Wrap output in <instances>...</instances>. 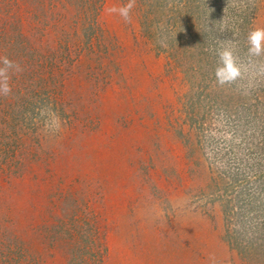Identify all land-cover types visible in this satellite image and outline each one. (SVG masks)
I'll list each match as a JSON object with an SVG mask.
<instances>
[{
    "label": "rangeland",
    "instance_id": "374dc122",
    "mask_svg": "<svg viewBox=\"0 0 264 264\" xmlns=\"http://www.w3.org/2000/svg\"><path fill=\"white\" fill-rule=\"evenodd\" d=\"M128 2L16 0L0 22L33 94L0 111V264H264V0L108 11ZM228 40L247 72L220 86Z\"/></svg>",
    "mask_w": 264,
    "mask_h": 264
},
{
    "label": "clouds",
    "instance_id": "9594fccd",
    "mask_svg": "<svg viewBox=\"0 0 264 264\" xmlns=\"http://www.w3.org/2000/svg\"><path fill=\"white\" fill-rule=\"evenodd\" d=\"M236 0H233L235 6ZM135 6V0L129 2L119 8L112 7L109 12H118L125 21H130V13ZM213 9L209 8V13ZM221 31L224 27H221ZM238 42L233 40L223 41L216 48L217 65L214 70L216 83L220 86L232 85L238 80L244 78L247 72V66L243 64L238 55ZM247 56L253 57L264 56V27H254L247 34ZM20 65L9 59L7 56L0 57V96L7 97L12 92L11 73L21 72ZM261 72L264 73V65H261Z\"/></svg>",
    "mask_w": 264,
    "mask_h": 264
},
{
    "label": "trees",
    "instance_id": "16d2710c",
    "mask_svg": "<svg viewBox=\"0 0 264 264\" xmlns=\"http://www.w3.org/2000/svg\"><path fill=\"white\" fill-rule=\"evenodd\" d=\"M2 1L0 0V22L4 23L6 22L7 25L12 26V17H15L14 13L12 14V12L10 11L11 8H13L11 5L13 2H15L16 0H7L6 5L2 6ZM23 2H25V0H21ZM41 5V4H40ZM40 5H37V7H41ZM27 8H29L28 6H26ZM36 7V8H37ZM24 8V12L22 13V16L26 15V17L24 19L29 18L30 15L34 14L35 12H33L34 10H30L27 9L25 7ZM36 11V10H35ZM37 13V12H36ZM18 15V14H17ZM28 16V17H27ZM33 17V16H32ZM21 17L18 15L17 19H20ZM37 20H39L36 24L38 25V23L40 22V18H37ZM21 30L23 28V26H20ZM28 30L27 34H23L21 36V41L20 43L25 45V51L23 52V55L25 56L26 53L28 52V47L31 46V40L33 38H35V32H34V28L31 26H27L26 28ZM24 31V30H22ZM20 30L16 33V37H14V39H16L17 37H20ZM6 38L3 37V43H0V57L3 56H7L10 59V50H9V43L10 41L7 40L6 43ZM8 46H7V45ZM13 60V59H11ZM27 61V59H26ZM16 62V61H15ZM19 64V63H18ZM27 65L24 63V66H21V69L24 71V75L22 76H18L17 73L13 72L11 73V86H12V92L9 96L4 97V96H0V111L3 112L5 108L9 107V106H15L18 105L20 106L21 104H23V97H27V95L32 94V92H30L29 89H23L21 92V88L17 87L18 84H27L28 82H30V80L28 79V71H27ZM22 74V73H21ZM34 89V87L32 88ZM38 93L35 89H34V95ZM33 95V94H32ZM26 100H24V102H26ZM13 106V107H14ZM22 106V105H21ZM10 120H12V118H10ZM9 120V122H10ZM8 122V123H9ZM8 143V142H7ZM6 143V144H7Z\"/></svg>",
    "mask_w": 264,
    "mask_h": 264
}]
</instances>
